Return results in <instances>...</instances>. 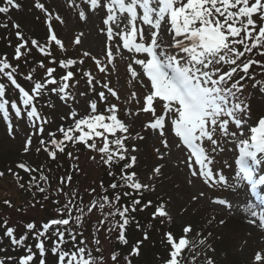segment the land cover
I'll use <instances>...</instances> for the list:
<instances>
[{"label":"snow or ice","instance_id":"snow-or-ice-1","mask_svg":"<svg viewBox=\"0 0 264 264\" xmlns=\"http://www.w3.org/2000/svg\"><path fill=\"white\" fill-rule=\"evenodd\" d=\"M4 6H0V13H8L10 9H19L16 0H2ZM69 3L75 7L74 0ZM86 8L94 13H102L101 32L106 34V59L109 64L113 63L115 55H122V49L130 54L128 72L132 79L138 80L145 90L142 107L138 112L151 113L152 119L144 125L145 129H151L158 134L165 148L169 147L166 129L170 130L179 138L177 149L188 153L182 161L189 170L191 177L202 179L205 184L212 182V186L225 183V176L215 172L213 154L224 151L222 144L234 142L239 148V156L236 158L238 166L237 176L241 180H247L255 189L257 183H264V177L259 181L253 180L252 165L258 163L257 154H264V116L258 119L254 126L249 124L250 107L246 102V83L254 79L256 68L260 69V75L264 77V0H83ZM35 7L45 13V24L48 27L47 43L41 45L37 40L29 42L20 31L16 32L19 40L14 47V66L9 62L7 54L0 56V75L6 78L8 86L14 88L18 99L8 98V86L0 82V114L4 121L8 122L9 135L14 134L11 119L20 118L26 114L32 124L35 134L45 131L44 125L48 120L41 115L38 109V101L49 93L67 103L75 97L70 89L75 85L72 81L76 73L70 70L74 65H83L84 61L72 58L55 60L51 52L54 43L62 51L64 45L55 35L52 28V16L48 13L44 4L39 0ZM79 18L87 21L85 9L78 12ZM57 21L63 22L57 15ZM113 25L118 28L114 31ZM6 27V25H5ZM13 27L19 29L18 24ZM83 35L82 33L80 34ZM115 42V43H113ZM74 43H81L77 36ZM36 48L44 59L52 57L49 64H57L63 70L59 78L55 75L57 67L48 66L44 59L38 62L39 69H43V76L34 80L32 69L24 76L27 81H32L30 88L26 89L18 82V62L26 59V54H31V48ZM84 56L90 53L84 52ZM255 56L256 58H252ZM143 57V58H139ZM100 72H105L106 67L101 61L93 57ZM134 66H139L140 72ZM86 77V83L92 97L86 96L87 111L79 115L75 110L68 113L65 124H61L56 131L47 133L48 139H40L36 151H45L51 159H56L58 153H64L67 144H83L85 148L99 154V163L107 166V175L112 182L106 188L101 182L99 187L105 194L96 195V189L88 190V195H93L87 204L79 197L76 189L70 192L64 191V186L71 185L72 174L69 173L60 178L56 193L63 195L62 203L59 198L53 201L54 216L42 222H28L23 225L26 230L17 235V230L10 225L8 219L0 218V231L3 237L8 238L14 246H25L26 254L18 257V264H32L36 252L32 246L26 245L30 234L34 240V248L39 252V264H46L48 252L56 257V264H107L106 258L101 254L94 256L87 247L86 239H79L75 233L80 229L79 235H83V229L91 215L99 210L102 219L96 221V233L106 227V238L110 241L114 238L120 244L127 245V226L135 218L132 213L140 208V211L151 206V201L144 203L142 207V195L140 198H132L133 193L142 194L149 190L150 185L141 183L137 173L130 171L137 163V156L131 155L136 152L135 145L131 150L126 146L129 139L144 137L139 133L135 137L129 135V127L119 118V108L109 100V96L119 100L117 92L108 83H101L90 72L77 69ZM141 77H145L146 81ZM78 83V81H77ZM95 85H100L101 91L97 92ZM264 89V79H256L253 86ZM106 90V91H105ZM85 96V93H80ZM132 99H137V94H131ZM23 105L21 108L19 105ZM104 105L100 111L98 105ZM156 104L161 105L157 110ZM48 107H54L50 102ZM131 114V113H127ZM70 119L71 123H67ZM59 133L60 139H57ZM32 135L27 136L23 152L31 150ZM160 150L157 149V152ZM69 158L76 159L72 152L67 153ZM163 158V153H161ZM94 161L96 157H91ZM251 161V163H250ZM119 168V174L114 171ZM17 168L26 173L39 171L30 168L26 163H18ZM73 170L78 167L73 165ZM160 174V167L154 170ZM11 172V169H9ZM4 173L0 172V176ZM17 179H19L18 174ZM214 176L218 177L214 179ZM48 176L40 171L39 181L48 183ZM190 184L192 180L188 181ZM35 187L36 191L43 194L48 189L40 186L36 177H32L29 187ZM19 187L24 188V184ZM127 188L131 191H120ZM113 191L110 198L107 192ZM203 196V193H200ZM123 197H130L131 202L127 206L120 204ZM79 197V198H78ZM44 201L49 199L43 196ZM196 199V197H193ZM214 203L226 205L225 199L215 200ZM3 204L14 207L10 201L4 200ZM40 207L43 209L44 204ZM107 208V211L105 209ZM17 211L20 209L17 208ZM168 213L161 204L152 213L153 218L166 217ZM252 217H257L256 211H251ZM223 223V221H221ZM250 224H257L264 229V212L259 214V220H249ZM140 228L139 223H136ZM191 231V226L183 229L185 236L177 241L172 233H165L169 246L168 257L162 259V264H181L182 251L188 247L189 241L185 238ZM147 233L143 239L147 240ZM45 241L51 243L50 249ZM142 240H138L131 248L130 253L124 256L125 264H131V256H138ZM97 246L101 245L99 238L93 239ZM203 244L204 241L202 240ZM71 244L72 250H65L66 245ZM97 253L101 248L95 249ZM119 252H112L111 261L119 264ZM9 260L11 257L8 258ZM255 260H264L262 254L257 252ZM0 264L5 261L0 260ZM207 264H214L209 258Z\"/></svg>","mask_w":264,"mask_h":264},{"label":"rangeland","instance_id":"rangeland-1","mask_svg":"<svg viewBox=\"0 0 264 264\" xmlns=\"http://www.w3.org/2000/svg\"><path fill=\"white\" fill-rule=\"evenodd\" d=\"M36 2L37 0H23V8L19 4V9H10L6 16L14 24L19 25L21 33L28 35V39H35L41 45H44L47 43L48 36V27L45 24L46 15L35 7ZM39 2L44 4L53 18V31L64 45L61 55L65 59H82L84 61L83 65L79 63L74 65L76 66V72H78L77 69H82L90 72L101 83H108L119 96V100L111 96H109V100L118 106V116L129 127V135L135 137L139 133L140 136L144 137L142 140L129 139L126 145L129 150L133 145L137 149L136 152L130 151L131 155L137 156V163L135 164L137 178L141 183L150 185V189L143 191L142 194L143 197L146 196L145 199L153 200V206L151 205L150 208L140 211L138 207L140 213H137L135 217L140 218L142 224L144 223L141 229L148 231L147 218L152 215L154 206L157 207L163 204L168 215L159 220L156 225L158 230L155 233L150 232L149 240H144L142 237L143 245L141 249L148 247V245L150 248L153 246L151 242H155L154 245H158L162 253L165 254L167 248L162 250L166 245L163 231H170L175 236L185 235L183 232L184 227L191 226L190 233L186 235L189 241V248L186 253L188 252L190 260H193L194 264H205L209 258L215 264H264V260L261 262L255 260L257 252H260L264 257V247L255 246L254 241H251V246H247V241L244 238H240L236 242H230L229 235L223 231L224 225L210 213V209H215L211 206H219L223 209V207L228 208L234 203L248 201L242 188L246 180H241L237 176L239 169L236 165V158L239 155V148L235 147L234 142L229 141L222 144L224 151L218 150L213 154L214 170L216 173L225 176L224 184L212 186L211 181L205 184L202 179L191 177L189 170L182 163L188 153L177 149L176 144L179 138L170 130V125L166 129V136L164 137L168 141V148L163 146L156 132L144 128V125L152 119V116L151 113L138 112V109L142 107L143 96L146 93L140 82L132 79L131 74L128 72V64L131 62L130 54L127 50L122 49V55H115V49L113 48V63L109 64L107 62L105 54L106 34L101 32V28L104 27L102 13H94L86 8L83 0H74V4L78 5V8L69 3V0H39ZM81 9L86 10L87 21L79 18L78 12ZM57 15L63 21L62 23L55 19ZM113 29L114 31L119 30L115 25H113ZM77 36H80L81 39L79 44L74 43ZM6 51L12 53V49ZM84 52H88L90 55L84 56ZM93 57L100 60L101 65L106 67L105 72L99 71ZM134 67L138 72L141 71L139 66ZM78 73L81 75H77L74 80V90L76 94H79L77 95L78 98L84 102L83 105H63L56 97L48 98L47 102L53 103L55 109L56 107L59 109H56L57 113L54 114L53 111L47 108V105H44L43 111H40L42 116L48 120V123L44 125V133L35 134L32 124L27 119L19 121L12 117L11 123L14 134L10 136L8 122L4 121L2 114H0V172L4 173L0 176V218L8 219L10 221L9 226L25 230L23 227L25 223L33 222L39 226L42 221L44 222L54 216V205L47 204L46 201L44 203L38 200L33 201L31 199L33 194L29 191L30 188H27L25 182L21 181L20 178L17 179V175H14V173H17L16 165L18 163H34L36 161V149L39 140H47L48 132L56 131L58 125L65 124V120H61V117L67 118L68 113L72 110H75L79 115H84L87 111H90L87 107L86 96L92 97V93L89 91V86L82 73ZM260 77V71H256L255 78L259 79ZM141 78L147 82L145 77ZM252 86L253 84H246L248 93L253 94L252 103L250 104L252 114H249V124L254 126L256 123L254 119L257 117L253 113L262 114L264 104L261 107L256 103L260 101V96L255 95L254 89H251ZM95 87L97 92L103 90L100 85H95ZM133 92L137 94V99L140 100L139 104L136 99L131 98ZM80 93H85V96L80 95ZM262 98L264 100V95ZM103 107L102 104L98 105L100 111H103ZM155 107L159 112L161 105L156 104ZM67 123H71V120L68 119ZM65 126L67 125L65 124ZM29 135H32L31 150L24 153V143ZM157 149L160 151L157 152ZM76 150L72 151L76 159H70L79 170L74 171L71 168L69 173L71 172L72 176L79 177L81 181L86 183L88 179L95 180L97 176L106 172L103 171V165L98 162V153L90 149H83V147H76ZM161 153H163V158H161ZM259 155L258 153L257 156ZM93 156L96 157L95 161L91 159ZM259 158L262 160L260 156ZM158 166L161 171L159 175H156L153 170ZM9 169H11V172H9ZM216 178L218 177L214 176V179ZM189 180H192L191 184L188 182ZM20 184H24V188L19 187ZM89 185L91 186V183ZM200 193H203V196ZM82 194L84 193L82 192ZM53 197L58 196L54 194ZM193 197H196V199H193ZM58 198L61 201L63 195ZM218 199H225L228 203L226 205L214 203ZM4 200L10 201L14 207L10 208L4 205ZM41 203L44 204L43 209L40 207ZM17 208L20 211H17ZM202 240L204 241L203 244L201 243ZM156 253L153 251L146 264H157L156 259L158 256ZM162 259L166 258L161 256L160 260L162 261ZM106 260L107 264H112L108 262L107 257Z\"/></svg>","mask_w":264,"mask_h":264},{"label":"trees","instance_id":"trees-1","mask_svg":"<svg viewBox=\"0 0 264 264\" xmlns=\"http://www.w3.org/2000/svg\"><path fill=\"white\" fill-rule=\"evenodd\" d=\"M2 4V0H0V6ZM6 25V27H5ZM11 29H12V34H11ZM16 32L17 30L14 29V27L12 26L11 22H9L7 20V18L3 15V13H0V56H3L4 54H7V58L9 60L10 63H12L14 66H17V62L15 60H13V55H14V47L17 43H19V40L16 36ZM11 34V35H10ZM12 49V53L6 51V50H10ZM53 56L55 57V60L57 61L58 57H60L59 52H57L56 50H53L52 52ZM252 58H255V56H253ZM44 59V57L42 56L41 53H39V51L36 48H31V54L28 55L26 54V59L22 58L19 62H18V68H19V72L17 74V79L18 82L21 83L22 86H24L26 89L30 88L32 81H27L24 79V76L28 74L29 71H31L32 69H36L35 72H33V78L34 80H39L38 78L40 76L43 75L44 70L43 69H39L38 67V62L40 60ZM52 59V57H48L47 59H44L45 64H48V66H54L56 67L57 64L53 65V64H49V61ZM0 82H3L6 84V86H8V82L6 80L5 77H3L2 75H0ZM255 82V80L253 79L252 81L249 82V84H253ZM257 89L258 92L256 93V95H258V93L260 92V90H264L262 89L260 86L257 85ZM263 93V91H261ZM55 94V93H53ZM8 98L10 100H17L18 96H17V92L14 88H12L11 86H8ZM44 97L42 99H39L37 106H39V104L42 102L43 103ZM258 100V99H256ZM57 139H60V135L56 137ZM76 147H83V149H87L84 147L83 144H76L75 146H73L72 144H67L66 150L64 153H58L56 159H51L47 153L45 151H40L37 154V159L34 163H30L27 164L30 168L33 169H37L39 171H35L32 173H26L24 170H20L19 169V174L21 177V180L25 182L26 187L30 188L29 185L32 181V177H36L37 182L40 183V186L42 187H46L48 189V191H46L45 193L41 194L38 191H36V188L33 186L30 188V192L33 194V196L31 197V199H33V201H42L44 203V199L43 196L44 195H48L49 199L46 201L47 204H53V201L55 199H57L58 197H60L59 194L56 193V188L58 187L59 183H60V178L66 176L67 174H69V170L71 168H73V163L72 160L68 157L67 153L68 152H72V151H77ZM99 155V154H98ZM122 163L118 166L114 168V171L117 173V175L119 174V168L122 167ZM103 167V171L105 170L106 172H103L102 174H100L99 176H97V178L94 179H88V181L85 183L83 181H81L79 179V177H74L72 176V181H71V185H65L64 186V191L65 192H70L72 189H76L79 197L83 198V202L85 204H87L91 199L94 198L93 195H88L87 192L88 190H90L91 188H95L96 189V195H103L105 194L103 192V190L99 187L100 183L103 182L105 187L107 188L108 185L112 182V178L109 177L107 175V166ZM79 169V168H78ZM40 171H43L44 174L46 176H48V183L44 184V182L39 181V175H40ZM131 171V170H130ZM71 173V172H70ZM72 174V173H71ZM83 182V183H82ZM89 183H91V186L89 185ZM55 187V188H54ZM54 188V189H53ZM81 191V193H80ZM120 191H131V189H127V188H123L120 189ZM82 192L84 194H82ZM56 194L58 197H53V195ZM134 194L138 195L137 198H140V194L137 193H133L132 198H134ZM107 195L111 198L114 193L112 190L109 189V191L107 192ZM78 197V198H79ZM65 200L64 196L61 200V202L63 203ZM131 198L130 197H123L121 201L119 202L122 205L127 206L128 204H130ZM150 201V199H145V197H142V204H144V202H148ZM105 211H107V208L105 209ZM139 212L138 208L137 211L132 213V216L135 218V220L130 223L127 226L126 229V238L128 240V244L127 245H123L120 244L118 241H116L114 238L110 241L109 239L106 238V227H102L101 231L99 233H96V221L97 219H102V216L100 214V211L97 210L95 211L90 219L87 220L84 229H83V235L80 236V229H76L74 234L78 235L79 239H86L87 241V247L92 251V254L94 256H99V255H103L105 258H108V262L112 263L111 261V254L112 252L116 251L119 252V264H125L124 261V256H127L130 251L132 246L138 241V240H142V237H144V234L147 233L148 237L150 238L151 234L150 232L152 231V233H155V231L158 230V228H156V225L159 223V220L162 218H147V223L149 224V230L147 231L146 229H141L142 228V221L140 218L135 217V214H137ZM47 221V220H46ZM44 221V222H46ZM43 222V221H42ZM139 223L140 228L138 229L136 226V223ZM161 222V221H160ZM17 235L24 233L26 230L23 229H17ZM95 238H99L101 240V245L97 246L93 243V239ZM149 238L147 240H149ZM8 244V252L10 254L15 253L17 255H22V251H25V246H14L11 243H8V238L3 237L2 231H0V254L2 253L1 251V243L5 242ZM46 243V247L50 249L51 247V243L48 241H45ZM153 243V246L149 248L145 247L144 249H141L143 242L140 246L139 249V255L138 256H131V264H146L147 261L150 259V256L153 254V251L157 252V256L158 258L156 259L157 263H162L160 262V257L163 256V258H167L168 257V251L165 252V254L162 253L161 249H159L158 245H154L155 242H151ZM34 244H35V240L34 238L29 234L26 240V245L28 246H32L33 251L36 252V257L34 259V263L39 264V252L37 250H35L34 248ZM166 245H164L163 249L169 248V246L167 245V242L165 243ZM65 247V250H72V245L68 244ZM99 247L101 248V252L97 253L95 251V249ZM167 250V249H166ZM54 261L53 263L56 264V257L53 256L50 251L48 252L47 256H46V261ZM180 261L181 264H194L193 260H190V256L188 255V252H182L181 256H180ZM191 261V262H190ZM12 264H15L12 263Z\"/></svg>","mask_w":264,"mask_h":264},{"label":"bare ground","instance_id":"bare-ground-1","mask_svg":"<svg viewBox=\"0 0 264 264\" xmlns=\"http://www.w3.org/2000/svg\"><path fill=\"white\" fill-rule=\"evenodd\" d=\"M251 196L253 200L250 202L234 203L228 208L219 206H211L215 209H210L211 215L221 221L224 225L223 231L229 235V241L236 242L240 238H244L247 241V246H251L254 241L255 246L264 247V229H261L257 224L248 223L249 220H259V214L264 212V199L250 193V190H246L245 195ZM241 197V196H240ZM239 197V198H240ZM242 198V197H241ZM251 211L258 213L257 217L251 216Z\"/></svg>","mask_w":264,"mask_h":264}]
</instances>
